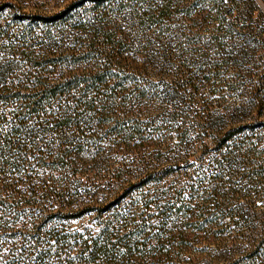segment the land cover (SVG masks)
Here are the masks:
<instances>
[{"label":"trees","instance_id":"1","mask_svg":"<svg viewBox=\"0 0 264 264\" xmlns=\"http://www.w3.org/2000/svg\"><path fill=\"white\" fill-rule=\"evenodd\" d=\"M25 1L0 3V264H180L183 259L175 241L183 240L186 228L179 229L180 235H176V221L195 215L194 209L183 202L198 195L212 202L222 188L233 189L231 178L250 180L264 174V150L258 149L255 141H232L244 126L215 133L214 145L209 148L213 151L209 170L190 172L175 164L148 171L137 181L128 182L108 201L84 203L72 213L66 209L85 196L106 190H102L104 186L125 183L124 174L130 168L123 158L119 159L120 151L139 154L132 159L139 160L134 163L138 165L167 160L169 153L176 152L175 144L186 143L188 123L179 119L178 109L193 102V98L178 95V85L193 92L194 82L207 75V126L201 128H216L211 126L209 110L215 106V94L225 99L235 92L229 78L240 76L237 69L249 63L256 50H264V43L257 39L264 34V0H207L222 33L207 35V43L220 60L207 53V72L205 64L199 69L204 70L202 76L190 73L184 57L188 55L180 43L172 41L173 36L151 31L156 28V17L148 15L144 0H96L92 6L101 7L106 15L110 7L128 2L118 8L117 19L129 13L137 20L135 27L162 45L157 56L152 54L139 62L149 60L152 65L171 68L164 77L168 83H163L177 85L169 95L130 92L119 98L96 94L103 85L108 89L107 83L114 77L121 79L117 84H132L134 80L140 83V79H129V83L128 75L120 77L115 73L123 61L121 51L108 54L107 62L85 75L59 80L48 77L59 66L62 53L51 43L33 41L41 29L24 21L28 14L18 5ZM78 9L77 4L70 3L58 12L60 24L53 25L55 29H68L74 19L82 18ZM51 25L44 34L51 32ZM128 26L134 27L127 23ZM224 39L232 44L226 46ZM71 43L69 46L67 42L65 49L78 54L74 61H85L90 46L76 40ZM179 59L183 60V68L173 71ZM255 67L261 71L252 93L264 90L262 56ZM132 76L135 75L131 73ZM136 81L132 90L141 92ZM111 89L116 91V84ZM120 101L126 106L153 103L159 111L140 119L107 109L108 104ZM174 139L178 142H172ZM246 144L250 147L243 149ZM151 148L154 152L149 151ZM90 163L98 164L97 169L84 168ZM176 173L185 181L164 182ZM85 183L87 190L82 189ZM216 214L213 218H218ZM83 215L89 217V225L72 227L70 221ZM225 216L228 215L221 214ZM206 228L207 222H198V230Z\"/></svg>","mask_w":264,"mask_h":264},{"label":"rangeland","instance_id":"2","mask_svg":"<svg viewBox=\"0 0 264 264\" xmlns=\"http://www.w3.org/2000/svg\"><path fill=\"white\" fill-rule=\"evenodd\" d=\"M95 2L96 0H46L45 2L44 0H26L25 3L18 5L22 11L28 14L24 21L33 22L38 29H41L33 41L51 43L53 48H58V53H62L59 56L61 57L59 66L48 73V77L59 80L66 76L72 77L71 75H85V73H90L92 68L95 69L101 63L107 62L108 54L114 55L121 51L123 61L118 64L115 73H118L120 77L128 75L127 78L131 81L140 79V83L134 80L132 84L135 85V81L139 83L138 87L141 92L132 90V84H117L121 79L114 77L107 83L108 89H106V85H103L97 90L96 95H101L104 98L112 96L119 98L122 95H130V92L132 95H140L139 93L141 95H169L172 89L177 86L163 83V81L168 83V78L164 77L169 74L171 68L164 65H152L149 60L144 63L138 60L149 58L152 54L157 56L158 48L160 49L162 45L158 46L156 42L152 41L153 37H149L145 31L135 27L137 20L132 19L129 13L125 14L121 18L122 20L117 19L118 8L127 5L128 2L117 3L112 8L110 7L106 12L107 15L104 14L101 7L94 8L92 6ZM70 3L77 4L78 11L80 10L84 16L77 20L74 19L68 29H62V27L60 28L62 30L55 29L56 27L53 25L60 24L56 15ZM143 4L147 8L148 15L156 17V28H152L151 31L173 36L172 41L180 43L179 45L184 47V52L188 55L184 56L187 57L185 63L189 65L188 69L192 75L202 76L204 70L199 69L204 64L207 72V53L213 59L220 60V57L214 54L212 45L207 43V35L222 33L219 22L215 21L214 16L210 13V4L207 0H144ZM127 23L134 27H127ZM49 24H52L51 32L44 34V31L49 30ZM257 39L264 43V34L257 36ZM75 40L79 44L90 46V50L85 52L88 53L85 61L77 63L74 59L79 57L76 56L78 54H73L69 49H65L67 42L70 46L71 42ZM223 43L226 46L232 44L228 39H224ZM80 51L79 53H81ZM37 52H40V55L43 54L39 49ZM255 54L250 56L249 63L242 64L237 69L240 76L232 75L229 78V83L234 87L235 92L226 95L225 99H218V94H215V106L209 110L212 112L211 126L214 125L216 128L210 127L204 130L201 128L202 125L207 126V75L201 77L202 81L194 82L193 87L196 90L193 92H189V87L185 90L184 86L178 85V95H192L193 98V102H187L178 109L181 114L179 119L183 123H188L185 125L189 130L186 143L175 144L176 152L169 153L167 160L147 161L145 164L138 165H134V163L140 161H132V159L139 157V154H135V156L133 152L128 154L125 151H120L119 159L123 158V163H128L130 168L124 174L125 183H113V187L104 186L102 190L104 188L106 190L89 197L85 196L75 205L69 206L66 209L68 213L78 210L85 204H98L108 201V198L112 199L113 195L120 193L128 182L137 181L148 171L174 167L175 164L190 172L209 170L213 154L209 148L213 147V137L220 130L244 126V130L232 141L236 138L248 140L247 143L255 141L257 148L263 151L264 90L257 93L252 92L258 85L257 77L261 71L255 66L259 63L261 56L264 60V50H256ZM259 55L260 57H258ZM182 64L183 60L179 59L173 65L172 70H180L179 68H183ZM131 73L135 76L130 77ZM180 83L183 84V82ZM115 84L116 91L111 89ZM107 106V109L112 112L123 111L131 117H140V119L149 118L159 111L153 103H144L142 106L137 104L126 106V102L120 101ZM172 108L168 107L170 110H173ZM172 142L178 141L174 139ZM246 147H250V145L246 144L243 149H247ZM153 149L151 148L149 151L154 152ZM82 163H85V160ZM97 166L98 164L90 163L84 168L88 167L93 170L97 169ZM168 177L164 182L185 181L184 176L177 173ZM226 184L228 186V183ZM230 184L233 189L235 187V192L230 193L233 189L229 190L224 187L220 195L212 202L202 200L203 198L199 195H195L196 197L189 202H183L184 205L194 209L195 217H180L176 221V225H178L174 232L176 235H180L179 229L186 228L183 240L175 241L179 248L178 254L183 259L180 264H264V174L250 180L231 178ZM88 188L86 183L82 185L83 190ZM110 189L114 190L109 191ZM214 213H217L218 218H213ZM222 213L228 216L222 218ZM89 221V217L83 215L71 220L70 224L72 227H81L89 225ZM199 221L207 222L205 231L197 229ZM63 223L65 224V221Z\"/></svg>","mask_w":264,"mask_h":264}]
</instances>
